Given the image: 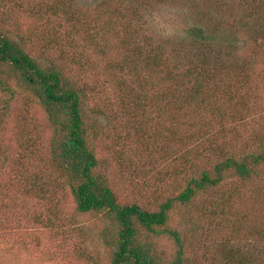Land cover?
Returning <instances> with one entry per match:
<instances>
[{"label": "rangeland", "instance_id": "rangeland-1", "mask_svg": "<svg viewBox=\"0 0 264 264\" xmlns=\"http://www.w3.org/2000/svg\"><path fill=\"white\" fill-rule=\"evenodd\" d=\"M72 1L93 20L87 18L85 26L89 29H85V34L106 52V56L99 55L87 46L88 42L77 38L74 42L77 51L90 50L95 55L85 71L80 67L65 68L60 57L73 53L74 45L67 43V29L51 28L45 16L37 18L41 14L35 12V5L42 4L41 0H0L4 3L0 11V34L23 38L25 48L33 55L46 47L52 35L57 36V44L49 51H53L67 77L87 93L85 124L88 144L98 162L95 171L121 204L137 202L146 209H157L184 187L187 178L198 175L199 167L209 165L204 158L210 147L187 140L185 133L189 131L185 127L189 123L179 126L173 122V117L178 118L183 110L191 111L192 107L191 112H197L194 118L208 119L209 107H215L211 103L230 98L231 104L242 111L243 118L226 122L225 128L238 129L240 138L234 141L230 133L219 134L218 144L214 146L227 154L257 153L261 149L259 143L264 139V42L261 41L264 38L257 34L264 31V26L240 27L244 13L250 9L249 4L245 6L246 0H132L131 7L123 10L125 17L119 14L100 22H95L96 13L92 10L101 0ZM31 6L35 9L25 11ZM253 7L257 11L263 8L259 19L263 17L264 21V0H255ZM198 19L206 22L208 32L223 36L219 42L206 43L201 50L206 55L202 58L217 56L223 65H228L241 56L239 60L250 61V77L246 79L236 71L232 78L220 72L219 81L205 77L200 93L210 102L204 101L197 108L191 102L188 107L183 104L182 108H186L177 112L175 106L163 110L158 104L160 91L150 90L151 102L143 109H134L129 102L123 112L117 84L129 80L136 87L137 76L128 67L136 60V54L131 53L143 46L144 36H150L156 44L161 42L174 48L185 43L178 35L183 33L181 27L198 23ZM188 45L182 46L188 48ZM130 54L133 62H128ZM219 61H210L211 65L216 64L214 70L219 69ZM114 62L118 67L122 62L124 67L106 73L102 67ZM146 74L141 72L138 77ZM152 79L156 81L155 76ZM7 84L9 90L0 87V264H113L109 241L115 228L111 217L104 211L79 212L71 195V180L51 158L50 146L59 139V126L50 121L39 97L23 89L17 77H8ZM170 89L163 91L168 96L174 92L185 94L182 88L175 91L171 86ZM214 91L222 93L221 100L208 98ZM212 121L209 119L211 131L217 135L215 130H219L220 124ZM177 134H183L182 145L177 143ZM3 157L7 160L2 161ZM233 188L241 189L243 201L237 204L249 214V222L257 219L264 223V182L257 179L244 182L229 174L221 185L198 190L191 202L175 201L168 211L167 222L157 227V231L138 226L136 240L149 245L159 264H169L180 251L173 231L183 246L184 260L180 264H211V257H220L226 240L230 238L237 244L244 241V230L237 234L230 226L222 228L220 216H212L208 213L211 207L205 205L206 200L223 203V193Z\"/></svg>", "mask_w": 264, "mask_h": 264}, {"label": "trees", "instance_id": "trees-1", "mask_svg": "<svg viewBox=\"0 0 264 264\" xmlns=\"http://www.w3.org/2000/svg\"><path fill=\"white\" fill-rule=\"evenodd\" d=\"M131 1L101 0L95 4L92 10L93 13H96L95 22L104 19L110 20L119 14H123L125 17L123 10L131 7ZM41 2L42 4L35 5L37 9L31 6L25 11L30 12L35 9L37 14H41L37 18L45 16L46 24H50L51 28L60 29L62 27L67 29L68 44L74 45V42L83 39V41L88 42L87 46L92 48L95 53L106 56L103 49L97 48L94 38L85 34V29H89L85 26L88 21L87 18L93 22L85 10L78 7L72 0H47L46 2L41 0ZM254 2L255 0H251V2L246 0L245 6L249 4L250 9L244 13L245 19H242L240 27L260 29L264 26L263 17L259 19L263 8L258 7L257 11V7H253ZM2 6L4 3H0V11H2ZM60 18L62 20L57 21ZM181 30L183 33L178 35H181L182 40L185 41L183 44H189L188 48L182 46L183 44L168 48L161 42L157 44L152 42L150 36L145 35L143 46L131 53L134 56L136 54L134 62L130 54L128 62H133V64L128 65V68L133 71L134 77L137 76L135 77L137 85L133 87L129 80L124 83L118 82L117 95L120 93L118 102L121 104L120 108L123 112L126 111L124 108H128L125 106H128L129 102L134 109H143L148 102H151L149 100L150 90L160 91V93L157 91L159 93L158 104L163 110L175 106L174 109L177 112L179 109L188 107L191 102L197 108L204 101L206 104L210 102L204 100L200 93L203 90L202 82L205 77L219 81L217 76L220 72L226 73L227 78H232L235 71L236 74L239 72L246 79L250 77L248 73L250 61L239 60L241 56H236L228 65H223L217 56L210 55L208 60L206 59L207 61L202 58L206 55L205 52H201L206 43L210 45L219 42L220 37H223L217 32H208L206 22L198 19V23H187L183 29L181 27ZM257 35L264 38V31H259ZM56 38L57 36L52 35V38L45 43L46 47L40 49L38 54L33 55L25 48L23 38H13L4 33L0 34V70L2 71L0 87L9 90L8 77H17L23 89L26 88L39 97L50 121L59 126V139L55 138L56 140L51 142V158L56 162L55 164L61 169V172L71 180L69 184L71 195L74 197L76 209L79 212L104 211L111 217L115 228V230H111L113 233L110 232L109 241L112 245L111 262L113 264H159L157 256L149 245L141 244L136 240L137 229L138 226H141L148 231H157V227L165 225L167 222L168 211L173 207L175 201L183 204L189 203L196 196L198 190L204 191L221 185L229 174L244 182L252 179L264 182V139L260 140L261 149L257 153L249 151L243 154L234 152L227 154L218 146H214L218 144L216 139L219 134L227 136L230 133L233 135L231 139L234 141L240 138L238 129L234 131L225 128L226 122L235 118L240 120L243 118L242 111L232 105L230 98H227L218 103H211L215 107H209L210 118L208 119L203 116L198 119L194 118V114L197 112L192 113L191 111L194 110L192 107L190 108L191 111H181L178 118L175 117L176 115L173 117V122L176 121L175 125L180 126L182 123H189V126L185 127L189 131L185 133L187 140L189 139L195 145L210 147L204 158L210 162L209 165L199 167V174L187 178L184 187L173 197L161 202L157 209H146L137 202L121 204L114 191L101 180L100 175L96 174L95 169L98 162L88 144V131L85 124V99H89L86 97L87 93L84 88L67 77L63 67L53 56V51H49L57 44ZM76 39L77 41H75ZM93 42L94 44H92ZM261 42H264V39ZM73 47L76 53L74 51L60 58L65 61L63 63L65 68L80 67L84 68L82 70L85 71V66L88 67L92 64L90 63L91 56L95 57V55L90 50L80 49L77 51V45ZM210 61L213 63L219 61L221 64L219 69L214 70L213 67L216 64L211 65ZM117 62L109 67H106L105 64L102 68L105 69L106 73H111L112 70L115 71L116 69L119 71L124 67V64L121 62L118 67ZM141 72H144V75L147 73L146 77L141 76L142 78H139L138 75ZM154 76L156 77L155 82L152 79ZM171 86L175 91L176 88H182L185 94H175L174 92L169 96L166 95L165 93L170 92ZM163 89L169 91L166 92ZM93 92L97 93L98 91L94 90ZM221 94L219 91H214L208 98H213L216 101L217 99L221 100ZM185 103L186 106L182 108ZM184 117L185 120L183 121ZM209 119L220 124L219 130H215L217 135L211 131ZM259 132L261 133L262 130ZM175 138L178 140L177 143L182 145L183 134H177ZM249 140L247 139V141ZM201 150L204 151L205 149ZM1 160L5 161L7 158L3 157ZM240 195L241 189L233 188L226 194L223 193L221 197L223 203L217 200L205 201V205L211 207L208 213H211L212 216H220L222 228L230 226L231 231L237 234L244 230L245 236L243 243L239 244L230 238L226 240L222 244L220 257H216L217 259L211 257V264H264V223L257 219L249 222V214L244 213L238 207L239 204L237 203L243 201ZM201 210L203 211V208ZM48 223L50 222L46 224ZM172 233L180 245V251H178L175 260L169 264H180L184 260L182 256L183 246L179 235L173 231Z\"/></svg>", "mask_w": 264, "mask_h": 264}]
</instances>
